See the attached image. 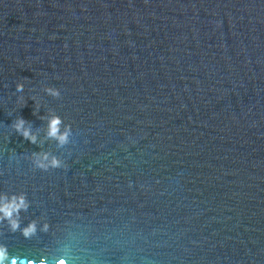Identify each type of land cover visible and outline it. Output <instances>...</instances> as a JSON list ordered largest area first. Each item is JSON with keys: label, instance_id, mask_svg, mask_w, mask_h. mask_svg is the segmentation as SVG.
Listing matches in <instances>:
<instances>
[{"label": "water", "instance_id": "1", "mask_svg": "<svg viewBox=\"0 0 264 264\" xmlns=\"http://www.w3.org/2000/svg\"><path fill=\"white\" fill-rule=\"evenodd\" d=\"M20 194L3 264H264V0H0V195Z\"/></svg>", "mask_w": 264, "mask_h": 264}, {"label": "clouds", "instance_id": "2", "mask_svg": "<svg viewBox=\"0 0 264 264\" xmlns=\"http://www.w3.org/2000/svg\"><path fill=\"white\" fill-rule=\"evenodd\" d=\"M16 91L22 92L24 89L23 83L16 84ZM44 92L52 97H59L60 90L53 87L44 88ZM26 121L23 118H18L16 123L13 125L16 132L23 137V139L29 141L32 144L37 142V138L31 131L25 127ZM47 137L49 139L55 140L57 145L63 147L69 143V138L71 136V125L64 123L62 118L57 114H52L47 121ZM34 164L37 168L47 171L49 169L61 168L64 166V162L57 156L51 155L47 152L45 153H34L33 154ZM27 207V202L23 194L19 196L13 195L11 197L6 195H0V219H5L10 222L11 227L15 230L19 225L18 221L13 218L18 215L19 211ZM35 231V223L27 226L25 229V234L30 235ZM7 259L6 249L0 248V264ZM15 264V262H13ZM23 264V261H21ZM28 264H34L33 261H29ZM40 264H46L45 260H41ZM58 264H63V262H58Z\"/></svg>", "mask_w": 264, "mask_h": 264}]
</instances>
